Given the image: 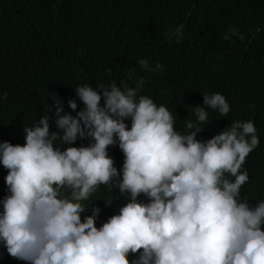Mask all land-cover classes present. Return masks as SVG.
Returning <instances> with one entry per match:
<instances>
[{
    "label": "clouds",
    "instance_id": "9594fccd",
    "mask_svg": "<svg viewBox=\"0 0 264 264\" xmlns=\"http://www.w3.org/2000/svg\"><path fill=\"white\" fill-rule=\"evenodd\" d=\"M184 28L181 23L170 30L169 38L181 42ZM229 31L244 39L235 28ZM138 65L164 70L159 62L151 68L147 59ZM134 72L129 69V79ZM144 84L141 77L135 87L77 85L85 107L75 117L61 115L63 103L52 96L62 134L50 132L45 115L24 128L23 145L0 143L10 192L2 202L0 241L9 255L29 264H264V200L252 207L241 197L249 181L246 158L260 143L253 120H236L201 141L197 133L209 111L194 107L196 120L178 131L168 107L139 94ZM203 104L221 116L230 112L220 93L203 94ZM68 106L75 111L77 102ZM78 137L94 143L71 146ZM116 138L124 155L116 186L121 195L130 193L129 202L109 210L97 227L98 207L81 217L100 185L120 175L107 151ZM57 141L70 146L61 150ZM141 194L147 203L138 200Z\"/></svg>",
    "mask_w": 264,
    "mask_h": 264
},
{
    "label": "trees",
    "instance_id": "16d2710c",
    "mask_svg": "<svg viewBox=\"0 0 264 264\" xmlns=\"http://www.w3.org/2000/svg\"><path fill=\"white\" fill-rule=\"evenodd\" d=\"M181 23L185 28L177 43L169 35ZM230 26L244 39L231 35ZM226 34L230 39H224ZM139 59H147L151 68L159 62L164 70L142 69ZM131 68L135 72L129 79ZM141 77L145 84L139 94L168 107L178 131L186 120H196L194 107L209 111L198 140L207 141L236 120H253L260 143L246 158L249 181L241 197L252 207L264 200V0H0V96L7 93L0 99V143L23 145L24 128L45 115L50 132L62 134L53 95L63 103L61 115L75 117L85 107L77 85L97 90L115 81L135 87ZM212 93L225 96L227 116L203 104V94ZM69 100L77 102L75 111ZM125 123L131 127L130 118ZM116 139L107 151L120 175L111 185H100L81 217L98 207L97 227L109 210L129 202L130 193L121 195L116 186L124 162ZM90 143L91 137H78L71 146ZM56 144L61 150L70 146ZM7 173L0 164V214L10 195ZM138 200L148 202L143 194ZM0 264L29 262L9 255L0 241Z\"/></svg>",
    "mask_w": 264,
    "mask_h": 264
}]
</instances>
